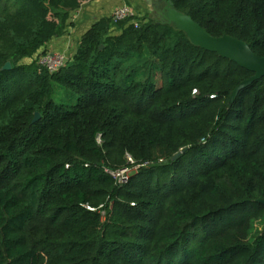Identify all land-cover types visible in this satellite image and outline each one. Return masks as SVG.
<instances>
[{"label": "trees", "instance_id": "1", "mask_svg": "<svg viewBox=\"0 0 264 264\" xmlns=\"http://www.w3.org/2000/svg\"><path fill=\"white\" fill-rule=\"evenodd\" d=\"M89 1L0 0V264H264V77L234 96L253 72L142 17L50 73ZM167 1L264 57V0Z\"/></svg>", "mask_w": 264, "mask_h": 264}, {"label": "crops", "instance_id": "2", "mask_svg": "<svg viewBox=\"0 0 264 264\" xmlns=\"http://www.w3.org/2000/svg\"><path fill=\"white\" fill-rule=\"evenodd\" d=\"M123 4L131 5L142 18L160 19L159 21H164L162 16L169 6L167 0H91L69 14L63 33L55 36L46 45V49L74 55L82 37L93 25L102 18L111 17L116 8ZM119 32V28H113V33Z\"/></svg>", "mask_w": 264, "mask_h": 264}, {"label": "water", "instance_id": "3", "mask_svg": "<svg viewBox=\"0 0 264 264\" xmlns=\"http://www.w3.org/2000/svg\"><path fill=\"white\" fill-rule=\"evenodd\" d=\"M168 2V15L171 18L168 22H165L169 24L175 22L181 30L186 32L191 42L195 45L208 51L217 52L220 56L228 58L239 66L254 73L250 79L239 84L234 91V96H237L241 90L245 89L253 81L264 77V57L257 55L247 42L230 35H224L222 37L211 35L191 16L176 10L173 7L172 1ZM5 67L10 68L11 64L7 63ZM39 119L40 114L36 113L34 121ZM184 151H186V149H183V152ZM259 202L264 204V199L259 200Z\"/></svg>", "mask_w": 264, "mask_h": 264}, {"label": "built area", "instance_id": "4", "mask_svg": "<svg viewBox=\"0 0 264 264\" xmlns=\"http://www.w3.org/2000/svg\"><path fill=\"white\" fill-rule=\"evenodd\" d=\"M111 18L114 22L127 21L129 23H133L135 27H138L141 17L137 14V12L131 5L123 4L116 8ZM68 61L69 59L67 55L61 52L47 51L37 56L38 64L42 68L48 70L50 73L58 72L62 67L67 64ZM127 161L132 165L135 164V161L129 154L127 155ZM147 164L148 163H145L144 165ZM105 171L112 175L117 180V182L124 183L128 180L131 168H123L119 170L105 169Z\"/></svg>", "mask_w": 264, "mask_h": 264}, {"label": "rangeland", "instance_id": "5", "mask_svg": "<svg viewBox=\"0 0 264 264\" xmlns=\"http://www.w3.org/2000/svg\"><path fill=\"white\" fill-rule=\"evenodd\" d=\"M170 16L168 15V9H166L165 11H164V15L162 16V20H164V21H169L170 20ZM158 20H160V19H158ZM171 25L172 26H176L178 29H180L179 27H178V25L175 23V22H172L171 23ZM181 30V29H180ZM61 31V33H62V30H60ZM183 31V30H182ZM185 32V31H184ZM186 33V32H185ZM56 37H58V36H56ZM47 51H52V50H47ZM76 51V50H75ZM74 51V52H75ZM52 52H61V51H52ZM61 53H64V52H61ZM40 53H38L36 56H35V58L39 55ZM64 54H66L67 55V57H68V59L70 60L71 59V57L73 56L72 55V53H64ZM71 54V55H70ZM33 60V58H26L25 59V62H31ZM55 98H56V100H58V101H60V102H64V103H67V104H71L73 101V98H72V96H71V94H69L67 91H65V90H63L62 88H60V87H57L56 88V90H55ZM129 174H130V172H129Z\"/></svg>", "mask_w": 264, "mask_h": 264}]
</instances>
